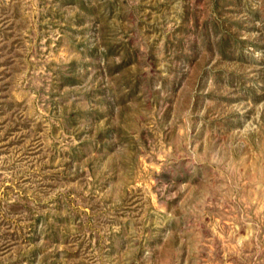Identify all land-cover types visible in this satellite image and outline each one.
<instances>
[{
  "label": "rangeland",
  "instance_id": "1",
  "mask_svg": "<svg viewBox=\"0 0 264 264\" xmlns=\"http://www.w3.org/2000/svg\"><path fill=\"white\" fill-rule=\"evenodd\" d=\"M0 264H264V0H0Z\"/></svg>",
  "mask_w": 264,
  "mask_h": 264
}]
</instances>
